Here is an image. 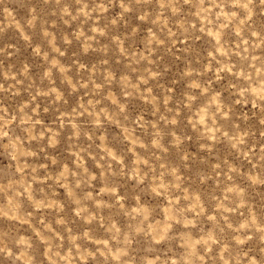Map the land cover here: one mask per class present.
<instances>
[{
    "label": "clouds",
    "instance_id": "clouds-1",
    "mask_svg": "<svg viewBox=\"0 0 264 264\" xmlns=\"http://www.w3.org/2000/svg\"><path fill=\"white\" fill-rule=\"evenodd\" d=\"M0 264H264V0H0Z\"/></svg>",
    "mask_w": 264,
    "mask_h": 264
}]
</instances>
